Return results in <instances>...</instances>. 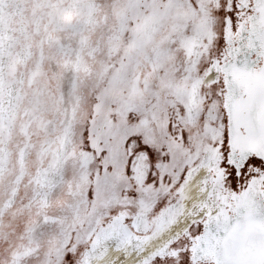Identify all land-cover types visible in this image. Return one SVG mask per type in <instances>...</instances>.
I'll return each instance as SVG.
<instances>
[{
	"label": "snow or ice",
	"instance_id": "snow-or-ice-1",
	"mask_svg": "<svg viewBox=\"0 0 264 264\" xmlns=\"http://www.w3.org/2000/svg\"><path fill=\"white\" fill-rule=\"evenodd\" d=\"M0 264H264V0H0Z\"/></svg>",
	"mask_w": 264,
	"mask_h": 264
}]
</instances>
